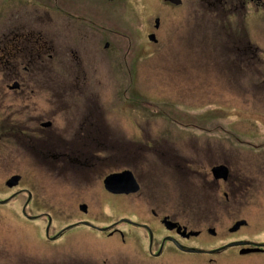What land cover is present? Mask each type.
Masks as SVG:
<instances>
[{
  "label": "rangeland",
  "instance_id": "rangeland-1",
  "mask_svg": "<svg viewBox=\"0 0 264 264\" xmlns=\"http://www.w3.org/2000/svg\"><path fill=\"white\" fill-rule=\"evenodd\" d=\"M45 1L49 6L55 1L58 8L66 4L40 0L26 5L29 10L37 7L36 13L20 5L19 13L14 11L15 20L35 19ZM229 1L222 0V9L217 0L159 3L155 40L144 36L143 24L137 22L126 26L104 16L96 27L76 22L66 30L61 23L55 30L46 15H36L41 32L57 31L55 62L64 80L68 74L62 63L67 56L72 59L73 79L68 84L72 89L76 86L72 98L77 117L83 105L89 107L95 101L97 106L104 105L111 142L119 138L118 130L128 132L122 118H131L130 133L142 138L138 142L144 150L139 152L136 169L144 176L140 190L129 196L105 194L108 202L87 199L92 182L85 185L80 176L70 183L72 200L28 206L21 195L10 198L5 202V241L12 246L25 241L29 249L51 245L54 253L50 255L48 248L49 253L39 260L30 255L18 259L14 257L17 250L5 249V264L14 259L11 264L19 260L25 264H264V252L240 254L233 245L204 252L232 240L264 241V210L229 201L228 216L220 187L217 193L203 187L204 180L192 171L208 160L209 147L217 148L212 155L219 159L228 148L243 152V148L264 147V4L235 0L227 10ZM147 3L143 9L135 2V18L140 20L150 10L153 2ZM104 6L101 2L100 7ZM99 28H105L104 35ZM62 181L58 179L55 193L65 197ZM82 204L85 211L79 207ZM34 212L35 217L26 218ZM243 216L247 221L236 230L220 231ZM164 217L202 230L187 238L179 234L184 246L202 251L182 252L165 241L158 254L149 256L148 244L154 250L162 234L179 233L163 226ZM70 223L59 238L46 243V232ZM103 226L105 232L99 230ZM111 226L115 230L109 232ZM208 227L217 229V234H210Z\"/></svg>",
  "mask_w": 264,
  "mask_h": 264
},
{
  "label": "flooded vegetation",
  "instance_id": "flooded-vegetation-1",
  "mask_svg": "<svg viewBox=\"0 0 264 264\" xmlns=\"http://www.w3.org/2000/svg\"><path fill=\"white\" fill-rule=\"evenodd\" d=\"M34 1L40 0H0V264H5V249L17 250L14 257H19L18 259L30 255L39 260L41 256L49 253L48 248H51L50 255L54 253V247L51 245L42 248L32 246L29 249L25 241L18 242L14 246L5 241V202L10 198L21 195L22 202L24 201L28 206L34 203L51 205L54 201L58 202L60 198L72 200L74 194L70 183L74 176H80L82 181H86L85 185L92 182L89 193L86 194L87 199L90 198L92 202L102 199L108 202L109 199H105V194L123 193L129 196L140 190L141 178L144 176L143 171L136 169L139 152L144 150L138 142L142 138L130 133L131 118L126 116L122 118L127 123L126 131L128 132L120 133L121 130H118L119 138L111 142L107 136L108 122L104 105L103 107L97 106L96 101L89 107L83 105V109L79 111L81 114L77 117L74 109L76 101L72 98L75 95L76 86L72 89L71 84H68V80L73 79L72 59L67 56L62 63L68 74L64 80L55 62L58 53L57 31L56 33L49 32V34L45 31L41 32L39 22L36 24V15H46L55 30L57 26L60 27L61 23H64L66 30L74 28L76 22L85 27L89 25L96 27L103 21L104 16H107L112 17L116 23L123 22L126 26H131L133 22H137L138 25L143 24L144 36L152 33L155 36L159 25L158 4L175 5L169 0H148V6L153 2L152 7L139 20L133 16V5L136 2L144 9V2L147 0H131L130 4L127 3L130 0H60L66 3L62 8H58L55 1L50 3L51 6L45 1L42 4L43 10L35 15V19L16 21L14 11L17 10L19 13L20 5L27 9L26 5H35ZM90 1L93 3L91 12L86 8L91 4ZM249 1L243 0L242 2L246 4ZM252 1L256 2L257 6L264 4V0ZM101 2L105 3L103 8L100 7ZM234 2L235 0L229 1L227 10H230ZM217 3L219 9L225 8L222 0H217ZM52 9L53 12H51ZM36 10L37 7L29 11L36 13ZM121 14L122 17H120ZM104 33L105 28H99V34L104 35ZM246 40L248 47L250 40ZM254 46L257 47L256 44ZM239 52L243 53L244 50ZM73 57V60L77 58V56ZM102 61L105 62V57ZM80 62L79 59L75 65ZM86 101L89 102V100ZM45 110L47 113H43ZM118 111L126 112L127 110ZM119 117L121 118L122 115L119 114ZM116 121L118 122L117 117ZM107 150H112L113 153H107ZM208 150L210 152L208 160L201 162L200 167L192 171L198 178L204 180L203 187L214 190L215 193L220 187L222 193L220 196L224 204L227 203L222 206L227 207V215L231 213L229 201H236L240 204L245 202L250 209L259 207L264 210V147L243 148V152H240L238 148H235V152L232 148H228V151L222 152L220 159L213 158L212 154H216V147H209ZM114 162L115 166L112 165ZM216 165H222L224 169L216 171L214 175L212 167ZM96 169L97 173H95ZM125 170L131 175V178L127 179L126 186H132V179H134L137 189L133 192H112L106 189L103 184L104 177L110 173ZM129 173L121 175V179ZM63 178L64 181L60 183L66 186L65 197L57 196L55 193L58 179L61 181ZM21 206L20 202V208ZM13 212H17L16 207ZM44 212L47 213V211ZM250 212L253 211L250 210ZM36 215L37 212L28 213L26 218L30 219ZM239 220L242 222L234 227V223ZM77 221L79 220L75 222ZM246 221L244 216L239 217L226 227L218 229L231 232L245 224ZM179 226L186 227L175 222V226L171 229L177 232L176 230L180 229ZM61 227L51 234H45L46 243L62 235L67 227ZM146 229L151 231L149 228ZM99 230L106 231L105 229ZM113 230L115 228L112 227L109 232ZM201 232L202 230L199 231ZM214 233L217 234V229ZM178 235L176 233L162 234L156 248L150 249V244H148L146 253L149 256H155L160 252L165 241L170 242V247L173 249L182 252L202 251H189L183 243H180L182 246L179 247L172 241V239L180 240L181 236L178 237ZM183 238L187 236L183 235ZM231 242L233 243L230 245L235 246L240 254L264 252L263 240L258 242L232 240ZM256 245L257 249L247 251V248ZM220 248L223 246L204 250V252H214ZM14 261L15 259L10 261V264ZM18 264L25 263L19 260ZM50 264H55V262Z\"/></svg>",
  "mask_w": 264,
  "mask_h": 264
},
{
  "label": "water",
  "instance_id": "water-1",
  "mask_svg": "<svg viewBox=\"0 0 264 264\" xmlns=\"http://www.w3.org/2000/svg\"><path fill=\"white\" fill-rule=\"evenodd\" d=\"M169 1H171L173 3H179L180 2V0H169ZM148 37H149V39L154 40L153 34H149ZM221 169L222 170L224 169V167L222 165L213 166L212 167L213 174L216 175V171H220ZM125 173H129V171L125 170V171L116 172V173H110V174L106 175L104 177V180H103V184L106 187V189H108V190H110L112 192H116V191H125V192H127V191L135 190L136 187H137V184H136L134 179H132L133 180L132 186H126L127 185V179L131 178L130 173L128 175L124 176L123 179H121L120 176L125 174ZM127 176H129V177H127ZM79 207H80V209L85 210V205L84 204L80 205ZM162 221L164 222V225L166 226V228H172V227L175 226L174 222H171V221L167 220L166 218H163ZM240 222H242V220L236 221L233 226L237 227ZM208 230L210 232L213 231L212 228H209ZM177 231L181 235H185V236H188L190 234L194 235V234L198 233L197 230H190V231L186 232L184 227L181 230L178 228ZM232 243L233 242H231L230 244H232ZM178 246L181 247V245H178ZM256 247L257 246H253L251 248H247V251L255 250V249H257ZM187 249L189 251H194L193 248H187Z\"/></svg>",
  "mask_w": 264,
  "mask_h": 264
}]
</instances>
